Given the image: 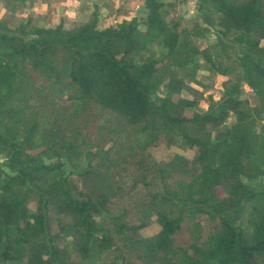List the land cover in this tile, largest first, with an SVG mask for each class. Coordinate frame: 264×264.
<instances>
[{"label":"trees","instance_id":"trees-1","mask_svg":"<svg viewBox=\"0 0 264 264\" xmlns=\"http://www.w3.org/2000/svg\"><path fill=\"white\" fill-rule=\"evenodd\" d=\"M86 1L0 16V264H264V0Z\"/></svg>","mask_w":264,"mask_h":264},{"label":"rangeland","instance_id":"rangeland-1","mask_svg":"<svg viewBox=\"0 0 264 264\" xmlns=\"http://www.w3.org/2000/svg\"><path fill=\"white\" fill-rule=\"evenodd\" d=\"M93 1L98 3L102 16L105 18L104 21L105 24H109L110 22H115L119 19V17L121 16V14L120 15L117 14V8L119 6L122 7L123 13L125 11L129 15L133 16L138 13V9L141 3V0H106L105 2H103V0H93ZM165 10H167V5L165 6ZM171 11H173L174 14L173 16H175L177 20L179 19V21L181 22V26L183 28L190 29L191 23L194 22L196 18L195 17V13L197 11L196 0H178L176 6L173 9L171 8ZM109 15L113 16V18H111ZM14 22H16V19L14 20ZM207 43L209 45L216 44L215 30L210 31L206 36V38L200 41V44L202 46H204ZM150 49L155 54L156 57H162L163 55L168 53L167 49H163L156 44L153 45ZM216 52H219V49H217ZM233 60L234 59L229 61L224 59L223 61H225L228 65L233 66L234 65ZM196 64L198 66L196 72V78L199 80H203V82L207 83L205 89L202 86L195 84L196 86H199L201 90L204 89L206 97L200 102V107L206 108L209 102L208 99L209 94H213L215 97H218L221 92V83L224 80L228 79V76L206 70L203 67L206 64V62L203 59H198ZM234 77H238L237 73H235ZM243 94L244 96L247 97L251 95V90L247 85H244Z\"/></svg>","mask_w":264,"mask_h":264},{"label":"crops","instance_id":"crops-1","mask_svg":"<svg viewBox=\"0 0 264 264\" xmlns=\"http://www.w3.org/2000/svg\"><path fill=\"white\" fill-rule=\"evenodd\" d=\"M86 2V0H0V16L10 20L12 25L29 18H51L54 23L59 22L61 18L78 20L83 17L82 8Z\"/></svg>","mask_w":264,"mask_h":264}]
</instances>
